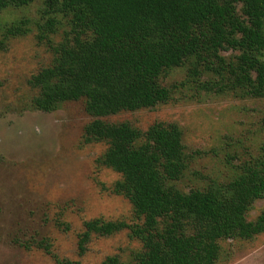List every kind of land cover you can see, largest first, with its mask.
Returning a JSON list of instances; mask_svg holds the SVG:
<instances>
[{
  "label": "trees",
  "instance_id": "16d2710c",
  "mask_svg": "<svg viewBox=\"0 0 264 264\" xmlns=\"http://www.w3.org/2000/svg\"><path fill=\"white\" fill-rule=\"evenodd\" d=\"M33 0H0V12ZM46 13L66 19L51 62L29 79L39 110L84 100L92 119L87 142L103 141L100 162L120 177L111 187L132 207L134 222L85 220L78 236L84 252L92 234L126 230L140 242L127 262L108 255L98 264H215L225 239H250L264 231V208L247 211L264 195V157H255L226 182L178 188L186 168L182 131L175 122L155 121L141 130L128 121L102 117L168 102L163 73L188 65L192 75L218 80L206 90L243 89L264 96V0H43ZM48 28L54 18L46 22ZM20 26L7 27L16 35ZM51 253L47 239L34 240ZM59 264H75L56 258Z\"/></svg>",
  "mask_w": 264,
  "mask_h": 264
},
{
  "label": "rangeland",
  "instance_id": "374dc122",
  "mask_svg": "<svg viewBox=\"0 0 264 264\" xmlns=\"http://www.w3.org/2000/svg\"><path fill=\"white\" fill-rule=\"evenodd\" d=\"M54 18L48 28L46 22ZM20 26L16 35L7 27ZM66 19L46 13L43 0L0 12V264H98L108 255L127 262L141 247L126 230L92 234L84 252L78 236L83 222L101 217L134 222L132 207L112 192L120 175L100 162L107 145L87 142L84 126L92 119L84 100L59 103L49 111L33 104L29 79L52 60V45L67 29ZM188 65L163 73L171 90L166 103L102 117L128 121L144 130L155 121L175 122L182 131L186 168L178 188L226 182L255 157H264V96L243 89L206 90L218 77L192 75ZM264 208V195L247 211L253 220ZM46 238L48 253L35 239ZM215 264H264V231L250 239H225Z\"/></svg>",
  "mask_w": 264,
  "mask_h": 264
}]
</instances>
